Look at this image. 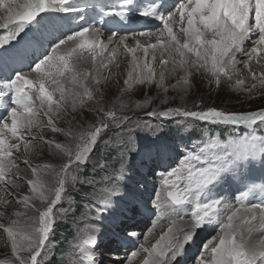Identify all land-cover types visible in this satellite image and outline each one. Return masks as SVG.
<instances>
[{
	"label": "snow or ice",
	"instance_id": "6c2138e0",
	"mask_svg": "<svg viewBox=\"0 0 264 264\" xmlns=\"http://www.w3.org/2000/svg\"><path fill=\"white\" fill-rule=\"evenodd\" d=\"M125 9L139 16L159 20L162 25L160 34L163 36L166 33L168 39L160 40L158 45L151 47L159 46L162 54L167 52L170 56L175 52L180 59L173 57L171 67L169 60L161 59L162 68L158 80L151 63L145 62L142 66L136 64L124 81V91H128L133 83L147 82L156 83L166 92L165 71L170 74L176 71L186 73L177 81L183 91L189 90L190 77L201 71L219 86L222 78L226 82H233V78L238 76V64L247 67L250 73L252 83L246 89L247 92L264 87V72L257 74L250 67L251 62L264 51V47L253 46L252 53L255 55L244 49L245 42L253 32L259 37L258 45L264 46V0H175L171 6L169 0H148L147 3L141 2L136 6H133V0H122L121 6L105 10L102 15L122 17ZM77 11L81 9L71 4L70 0H0V29L7 31V35L0 39V106L7 98L5 115L10 118L0 117V181H6L0 187L18 183L17 180L8 178L6 173L17 167L13 150L19 152L21 144L25 153H28L30 147L34 146L33 141L37 145L43 143L62 161L58 168L50 163L29 165L26 158L23 161L30 168L33 177L27 180L30 188L27 193L19 196V203L24 209H31L33 215L17 210L16 216H23L24 223L13 220L8 226L0 224V229H3L11 242V253L15 256L12 264H40L38 258H42V252L53 230L54 207L68 191L66 182L73 187L79 182L75 175L69 179V170L77 171L80 166L87 164L102 132L115 127L119 130V136L130 119L118 116L114 108L105 109L101 106L92 110L99 116L95 124L77 131L72 123L75 116L71 113H77L84 108L85 101L94 99L93 89L89 85L96 86L95 92L100 93V98L95 102L98 105L103 103L104 94L100 86L107 78L102 80L100 71L101 68L107 70L112 64L111 58H105L106 62H100L95 74L79 67L85 52L92 53L91 61L95 67L97 57L103 56L106 51V46L98 35H88V27L53 38L49 27L55 30L57 22L48 14ZM174 17H178V21ZM175 23L180 24L178 31L187 37L183 43L173 30L172 25ZM112 34L116 35L114 31ZM148 34L150 33H141ZM12 41H16V44L10 50L6 49L4 46L10 45ZM63 45L68 47L62 48ZM124 47L133 53L135 61V50L128 49L127 45ZM144 53L147 58V49ZM237 54L246 59L239 61ZM115 55L113 51L111 57ZM191 56L195 59H191ZM151 59L154 62L156 56L153 55ZM24 67H28L37 78L25 75ZM136 69H140V73L134 78L133 71ZM49 81L55 86L52 91L46 87ZM68 84L71 85L70 88H66ZM244 84L245 80L235 79L234 90L240 91ZM56 92L59 93V99L54 98ZM65 115L69 116L66 128L58 126V121L63 120ZM147 115L156 116L157 113L153 111ZM159 115L164 118L173 115L194 118L212 125H243L249 129V133L230 144L213 138L198 150L183 153L179 166L163 174L164 195L157 193L155 208L167 213L165 218L169 220V227L150 247L143 244L139 246L144 254L142 264H173L183 254L185 245L193 240L194 229L205 225L216 226L220 233L219 239L218 242L216 237L209 239L204 244L207 256L200 255L194 264H264V239L256 244L250 243L249 239L257 230V226L253 225V221L257 219L256 209H260L262 213L258 229L264 231V203H243L256 188L264 192V183L252 184L240 191L238 199L241 204L237 207L230 208L222 196L211 195L214 186L226 173L254 163L257 157L264 167V138H256V126H264V109L226 112L217 108L200 111L169 108ZM42 118L46 119L44 125L40 123ZM33 129L38 130L35 135L32 134ZM45 129L53 136H64L65 141L45 138L41 134ZM25 133L31 139H25ZM11 140H16L17 143H11ZM115 142L118 140L111 143ZM73 165L76 167L73 168ZM98 166L106 170L105 165ZM125 176L126 173L121 168L109 177L110 183L106 186L103 202L95 208L98 214L110 211L114 203L113 197L124 200L126 207L123 214L126 217L131 218L138 212L136 200L126 197L118 185ZM84 182L95 183L88 180ZM135 190H139L138 184ZM37 202L41 207H37ZM184 205L193 206L190 215L194 225L188 231L178 226V221L183 218L181 206ZM3 214L0 211V215ZM129 235L136 237L137 233L113 230L111 241L119 245ZM150 235L151 231L148 233ZM97 243L96 236L92 234L73 245L77 250L75 259L79 264H100L96 258ZM141 253L133 252L132 256L136 257Z\"/></svg>",
	"mask_w": 264,
	"mask_h": 264
},
{
	"label": "rangeland",
	"instance_id": "374dc122",
	"mask_svg": "<svg viewBox=\"0 0 264 264\" xmlns=\"http://www.w3.org/2000/svg\"><path fill=\"white\" fill-rule=\"evenodd\" d=\"M107 9L109 8L107 7ZM105 10H106V6L104 7L100 6L99 10L97 11L103 12ZM101 16L104 15H100V17ZM94 17L96 18L97 16ZM94 17L90 19L91 22L95 20ZM139 30L135 31L136 36L141 35L142 33L141 31L139 32ZM5 31L6 30L0 29V34L5 33ZM180 34L181 33L179 31L178 32L176 31L177 38L180 37ZM15 42L16 41H14V43ZM158 42L159 41H157L155 45H158ZM11 44L12 42L10 43V45ZM151 45L149 44L147 46L148 48L147 47L145 48L147 50L153 49ZM8 46H4V47L8 49L9 48ZM116 46L117 45H115V47ZM136 46L139 49L138 44ZM136 46L134 48H136ZM158 47L159 46L156 47L157 50L153 49V51H157V53L160 52L161 49ZM247 52L251 53V50ZM263 52L264 51H262L260 56L254 59L250 64L251 69L257 72V74L264 72ZM124 54L129 55L128 58L130 60V63L128 64L131 65L132 63L131 66H134L136 64H141L142 62L141 57L145 58V53H142V55H138L137 57H135V61H134L132 59L133 55L130 56L131 54L126 51L123 53H119L116 56L115 59L118 58L117 59L118 65L122 61V59L125 58L123 56ZM153 55H151V58ZM167 57L168 59H172L174 57L175 59L179 60V58H177L174 55L172 56L167 55ZM194 58H195L194 56H191V59ZM162 59L168 60L164 56ZM245 59L246 58L244 57L242 61H244ZM238 60L240 61L241 59ZM257 60H259V63H257ZM103 61L106 62L105 59ZM144 62H147L146 58ZM152 62H153L152 59H150V63ZM130 65L128 66V68H130L129 70H131ZM98 66H100V62L99 63L96 62V67ZM238 70H239L238 76L233 78V82H226L222 78L221 84L219 86L215 85L211 77L208 76L203 71L199 73H195L190 77V88L188 91H183L181 90V88L180 89L176 88L177 87L176 82L183 78L182 73L186 74L185 72L179 71V73L181 74H177L174 77H172L173 82L167 84L165 80L168 77L169 73L168 71H165L164 87L167 88L166 91L167 93L162 88L158 87L156 83H147V82L145 84L134 85L128 91L123 90L126 87L125 85L117 88L113 86L114 87L112 88L113 93H108V91L106 92V90L102 88V91L104 92V101L101 105H98L95 102L97 99L94 98V101L91 103L90 106L92 107V109L89 107H84L82 109H79L77 113H71V115L75 116V120L72 121V123L75 126L76 130L79 131L86 129L89 124H95L98 121L99 116L92 111L93 109H98L101 106L104 107L105 109L114 108L118 116H127L130 118L129 121L132 119L133 120L137 119L138 121H140L139 124L147 128V130H149L148 132L152 133V136L154 137L149 136L151 139L150 138L146 139V142L144 144H141L143 146L142 147L139 146L142 148V151L141 150L137 151L134 149L137 143L135 141L138 137L137 135L135 136L133 134L131 136L123 135L121 136L120 139L121 142L118 141L115 143H111L113 141H117L116 139H114V137L117 136V133H115V131L118 132L117 131L118 129H116L115 127H109L106 131L102 132L101 137L99 138V142L96 145L94 151L91 153L87 164L80 166L77 171L69 170L67 174L69 179L71 176L75 175L79 182H77L74 187L68 186L66 182L68 191L64 195L62 200L54 207L53 230L50 233L49 242H47L46 248L42 252V258H38L40 259V264H66L67 261L66 258L68 256H70L71 254L77 255V250L73 247V245L88 236L86 228L87 226H90V224H88L89 217L94 216L95 215L94 208L102 204L103 202L102 198L105 195L106 186L110 183L109 177L112 176L114 172L118 171L121 168H123L124 171H126V168L129 166V164L132 163L133 160H136L137 157L136 154L137 155L140 154L141 155L140 158L142 157V154H145L146 157L148 158H149V154H152L151 156H153L155 159L150 158L151 163H149V166L152 169L150 170V173L154 174L161 167V163L159 159L156 157V154L151 152V150L159 148L163 156L168 161V166L164 165L161 167L167 173L171 169H174L179 166L183 153L195 148L197 149L198 147L203 146L205 142H209L213 138H215L216 141L222 143H229V144L232 143L233 141H238L244 138L249 133V129L243 125L240 126L230 125V124L212 125L210 123L202 122L194 118H188V117L176 116V115L170 116L168 118H164L159 115L160 112L166 111L169 108L172 109L179 108L181 110H188V111H200L208 108H217L226 112H249V111L264 109V87H257L251 93L247 92L246 89L249 88L252 83L250 73L247 67H244L241 64H238ZM103 73L104 72H102V74ZM159 73L156 76L157 80L159 78ZM237 78L245 80V84L240 91L234 90V86H233L234 81ZM256 83L259 82L256 81ZM50 86L52 87L54 85L50 84L49 87ZM172 88L173 90H175V92L171 91ZM113 95L115 96V98H112ZM105 96L107 97L106 99ZM7 106H8V100L7 98H5V102L2 106H0V109L2 108L6 109ZM44 110L45 109H43L42 111ZM153 111L157 113L156 116L147 115V113ZM53 118L55 119V117ZM68 120H69V116L65 115L64 119L58 122H62V124L66 125L67 127ZM40 123L41 125H44L46 121L43 122V120H41ZM63 125L62 126L58 125V126L64 127ZM195 126H197V129H195ZM37 131L38 130L33 132L32 130V134L35 135ZM44 131H48V130L45 129ZM44 131L41 133L42 135ZM43 136L45 138L56 140V137H54L53 135H43ZM256 138L257 140L264 138V126H260V125L256 126ZM25 139H31V137L27 133H25ZM10 142L17 143L16 140H12ZM32 143L34 146L30 147L28 153H25L23 149V144H21V150L19 152L13 150V152L16 153L15 161L18 157L19 158L21 157L20 162H16L17 166L21 167L25 171L24 172L17 171L16 167H13L11 168L10 171H8V173L11 175L10 177L11 180H17L18 183L20 184L8 185L7 187H4L3 190L0 191L2 197L6 198L7 201L8 200L11 201V203L13 204L19 203V196L28 192L30 186L27 184V180L33 177L30 168L23 163L25 158L28 160L29 165L50 163L58 168L62 163L61 160H58L55 157H53V154L48 150V148H46V146L43 143L38 145L35 144V141H33ZM139 147L137 148L139 149ZM17 153H21V154H19L18 156ZM156 158L158 162H156ZM98 165H105L106 170L104 168L99 167ZM136 166L139 167L140 165H136ZM75 167L76 166L73 165V168ZM89 170L91 171L90 173H88ZM85 180L94 181L95 183L92 184L85 183L84 182ZM120 181L118 183H120ZM140 182L141 184L143 183L142 181ZM78 193H84V196H82V199L84 201L82 203V206L84 209L78 207L76 200V196ZM150 195L151 196L148 197V204H150V200L152 198L154 200L156 193ZM237 196L239 197V195L237 194L235 200H239ZM153 200H151V204L154 203ZM251 203L252 202H250L249 204ZM255 203H264V202H260L255 198ZM88 204L90 205V207L88 206ZM7 205L8 204L0 203V211H3L4 214L9 213V210H7L8 207ZM153 206H155V204ZM37 207H41V205L38 202H37ZM27 210L30 212L28 213L29 215H33V211L31 209H24L23 206L20 209L22 213L23 212L25 213ZM256 211H255L257 213L256 216L260 218L262 214L261 210L256 209ZM158 212L160 214H163V211H158ZM92 213L94 215H92ZM105 214L108 215L111 213L107 212ZM155 214L156 213L153 212L148 216L149 221L151 220L150 218H152ZM0 224H4L5 226H8L5 223H3L1 220H0ZM149 224L150 223H147L144 229ZM67 227H70V229L64 234H62L60 239H58L59 236H56L57 235L56 233H59L61 228H67ZM92 227L95 228L97 226L95 225V227L94 226ZM157 227L155 226L154 228L153 227L146 228L145 236L148 235L149 231L151 230L153 231V229L155 230V228ZM101 228H103V226H100V228L95 229L96 232L98 231L102 232ZM128 229L130 232L134 228H128ZM0 230L3 231V229ZM175 231L176 229H174V232ZM163 233H160V235ZM218 235H220V233L216 231V233H213L211 236L215 237ZM105 240H106L105 242H108V245L110 247L114 246L115 243L111 241V237L109 239L105 238ZM10 243L11 242L9 240V244L6 243L5 245H2L0 249V264H12V262L15 260L14 254L11 253ZM133 243L134 245L128 248L130 254L129 253L126 254L131 255L133 253V251L131 250L134 249V247L136 248V246L141 244L144 245V242L142 243V240L141 241L139 240L138 243L137 242H133ZM153 243H155V241ZM204 244H206V241L204 242ZM200 248H199L200 250L198 248L197 250H195L196 251L194 257L195 260L191 261L192 264L199 259L200 255L205 254L204 245L201 244ZM117 253L121 254V251L119 250V252L117 251ZM143 258L144 255H142V258L139 259L136 258V260L138 259L137 261L141 262ZM105 260H109V259L106 258ZM126 261L128 262V258L124 260L123 264H127Z\"/></svg>",
	"mask_w": 264,
	"mask_h": 264
},
{
	"label": "bare ground",
	"instance_id": "6f19581e",
	"mask_svg": "<svg viewBox=\"0 0 264 264\" xmlns=\"http://www.w3.org/2000/svg\"><path fill=\"white\" fill-rule=\"evenodd\" d=\"M121 1L122 0H70V3L73 4L74 6L80 8L81 10L88 9V11L48 14L51 18L55 19L57 22V26H56L55 30H53V29H51V27H49V30L53 32V38H55L56 36H60V35L72 34L75 31L81 30L83 27L89 28V33H88L89 36L98 35L99 40L106 46V51H105L103 56L97 57L96 62L99 63L102 60H104L105 58H111L112 59V64L109 65V68L107 70L101 68V71H100L101 79L103 80V78H105V77L107 78V80L100 87L104 88L106 90V92L108 91V93H113L112 88H114V87H116V88L122 87L124 85V81L128 78V72L132 71L133 68L135 67V65L131 66L132 63H131V65L128 64V63H130V60L128 58L129 55H127V54L123 55L125 58H123V59L121 58L122 61L118 65V63H117L118 58L115 59L116 56L119 53L126 52L124 47H121L122 45H127V47H132V49L135 50V57H137L138 55H142V53H144V50L146 49L145 47H147L149 44L155 45L157 43V41L168 39L166 36V33L163 36L160 34V29L162 28V25H154L151 28L145 27L142 30H139V32L141 31L142 33H150V34H148V35H137L136 36L134 31L138 30L143 25L142 22L145 21L141 18H137L139 20V22L135 23L134 25H131V23L129 21H126V20L120 21L116 18L107 16L108 18L112 19V21H113L112 24L108 25L107 22L109 20L105 16H101L100 19H96L94 17V16H97V18H98L100 15H102V11H97V10H99L100 6H102V7L106 6V10H108L107 7L109 9L112 8V7H109L111 2L120 3ZM133 2L135 4H139L142 2V0H133ZM173 2H175V1H173ZM81 3H83L85 5H81ZM89 10H93V11L89 12ZM81 17H83V18L81 19ZM93 17L95 18V20L91 22L90 19ZM185 25H186V23H185ZM179 27H180V24H179V26H175V27L173 26V30L175 33H176V31L178 32ZM126 28L130 29V30H126ZM117 30H120V32H118L116 35H113L112 34L113 31L116 33ZM132 34H134V35H132ZM5 35H7L6 31L3 34H0V39H3V37ZM178 39L181 41V43H183L187 39V37L181 33L180 37ZM257 40H259V37L255 32H253L251 34L250 39L247 40L244 44L245 51L247 52V51L251 50V53H252L253 45L254 46L257 45L259 47H264V46L258 45ZM13 43H14V41H12V44L9 45L8 47L12 48V46L15 45ZM69 43H72V42H69ZM137 44L139 46V49L136 46ZM115 45H117V46L115 47ZM135 46H136V48H134ZM67 47H68V45L62 46V48H67ZM153 49L155 50L156 48H153ZM153 49L147 50L148 54H147L146 59H147V63H150L151 55L154 54L156 56V60L154 62H152L151 64H152L153 69L155 70L156 76H157V74L161 71V68H162V65L160 63L161 59L163 58V56L166 59H168L167 55H169V53L164 52L162 54L161 51L157 53V51H153ZM58 51H60V50H58ZM113 51L116 53L115 57H111V53ZM261 53H262V51L260 52V54ZM61 54H63V52H61ZM252 54L255 55V53H252ZM260 54H259V56H260ZM91 55H92L91 52H85L84 53V60H83V62L79 63V67L81 68V70H87V71H91V72L93 71V73L95 74L96 66L95 67L93 66V62L91 61ZM132 55H133V53L131 52L130 56H132ZM172 55H174L180 59L178 54H176L175 52H173ZM259 56H257V57H259ZM243 58H244V56H242L241 54H237V59H241L240 61H242ZM168 60L170 62L169 67H171V59H168ZM105 61H106V59H105ZM141 61L142 62L140 65L142 66L145 63L144 62L145 58L141 57ZM114 64L118 65V66H115ZM129 65L131 66V70H129L130 68H128ZM237 67H238V65H237ZM23 71H24V74L30 76V78H37L36 74L30 72L28 67H24ZM102 72H104V73L102 74ZM139 73H140V69H136V71H133V77L135 78ZM177 74H181V73H179V71H176L175 73H171V74L169 73L168 77L165 80L166 83L168 84L170 82H173L172 77H174ZM182 75L184 77L185 74L182 73ZM50 84H51V82L49 81L46 84V87L49 89V91H52L54 86L49 87ZM134 85H139V84L133 83L132 86H134ZM89 86L92 87V89H93L94 98L99 99L100 93L95 92L96 86H94V85H89ZM70 87H71L70 84L66 85V88H70ZM176 88L180 89L181 87H180V85L177 84ZM171 91L175 92V90H173V88ZM103 94H104V92H103ZM159 95H161V94H159ZM166 95H168V94H166ZM108 97H109V95H108ZM54 98L59 99V93L58 92L54 93ZM106 98L107 97L105 96V99ZM112 98H115V96L113 95ZM93 101H94V99L92 101H85L84 107H89L92 109V107H90V106H91V103ZM45 110H46V108H45ZM0 116L4 117L5 119L10 120V118H7V116L5 115V110L0 112ZM41 120H43V122L46 121L43 118ZM139 123H140V121H138L137 119L130 120L124 126L123 132L120 133V135L118 137L115 136L114 139L121 142L120 139H121V136H123V135H125V136L126 135L131 136L132 134L134 136L137 135L138 137L135 140L137 143H136V146L134 147V149L137 151L138 150L142 151L141 147L143 145H141V144H144L146 142V139L150 138L149 136H152V133H149L148 132L149 130H147V128L141 126ZM58 125L62 126L63 124H62V122H58ZM63 126L66 128V125H63ZM36 130L37 129H33V132H35ZM117 131H119V130H117ZM115 133H118V132L115 131ZM43 135H52V133L50 131H44ZM54 137H56V140H58V141H61V142L65 141V137L62 135H55ZM152 137H154V136H152ZM139 146H141V147H139ZM137 147H139V149ZM198 149H199V147L196 150H198ZM166 151H167V149H166ZM50 152L53 154V157H55L58 160H61L58 156L55 155L54 151H50ZM151 152L156 154V157L159 159V161L161 163V167L164 165L168 166V161L163 156V154L159 150V148L153 149V150H151ZM15 154L16 153L14 152V155H13L14 160L16 158ZM19 154H21V153H17L18 156H19ZM151 155L152 154H149V158H148V157H146L145 154H142V157L140 158L141 155L136 154V156H137L136 160H133L132 163H130L129 166L126 168V171H125V173H126L125 178L126 179H122L123 181L121 180L122 182L120 181V183H118L121 192H123L126 197L133 198L136 200L137 206H138V212L136 214H134L131 218L126 217L123 214V209L126 207L124 200L121 199L120 197H113L114 203H113L110 211L108 212L111 214L107 215L104 213V215L101 216V214H98L96 211L93 210L95 215L92 213V215H94V216L89 217L88 224H90V226H87L86 229H87L88 236L94 234L97 238L98 243H97L95 251H96V258L100 262V264H123L124 260L127 258H128V262L126 261L127 264H142L143 260L141 262H139L137 260L139 258H142V255H144L141 253L140 247L138 248V246H140V245L136 246V248L134 247V249H132L131 251L141 253V255L133 257L132 254L129 255L130 254L129 250L128 251H126V250L122 251V253L119 254V253H117V251L120 250L119 246L117 244H114L113 247H110L108 245V242H102L106 237H104V239H102V238H100L101 235L102 236H109L110 234H112L113 230H123V231L128 232V233L135 231L137 233L138 241L142 240V243L144 242L145 247H150L153 244V242L159 238L160 233L166 232V230L169 227L168 226L169 220L165 218L167 216L166 212L159 215L161 217H159L157 215L158 213L155 214L152 218H150L151 220L149 221L148 215L150 214V212L146 211L145 213H143L141 206L138 204V203L144 201L145 199H147L148 197H150L151 192L156 193V195H157V193H160L162 196L164 195V191H163L164 185L162 183V176H163V174H166V171H164V169H162L160 167L159 170L156 171L157 174L156 173H154V174L150 173L149 176L145 175L146 172H150V170H152L151 167L149 166V163H151L150 158L151 159H155V158ZM20 158L18 157L16 159V162H20ZM157 158H156V162H158ZM145 159L148 161H146ZM164 161H166V162H164ZM136 165H140L139 166L140 168ZM170 168H172V167H170ZM16 169H17V171H21V172L25 171L19 166H17ZM246 173L251 175L252 178H256L257 182L254 183L255 180L248 179L246 176ZM6 175L8 178L11 177V175L8 172L6 173ZM151 177H154V178H151ZM263 177H264V167H262L261 161H260L259 157H257V159L254 161V163L248 164L245 167H243L242 169H237L236 171L226 173L224 175V177L220 180V182L214 186V188L212 189L211 195L212 196H222L230 208L240 206L241 202L239 200H235L236 195L237 194L240 195V191L245 190L247 186H251L252 184L259 185L261 183H264V179H261ZM150 179H152V180H150ZM124 180H126V181H124ZM140 181H142L143 183L141 184ZM5 183H6V181H0V185L5 184ZM137 183H138V187H139L138 191L135 190ZM17 184H20V183H17ZM3 188L4 187H0V191L3 190ZM140 188L142 190L143 189L147 190L149 192L148 196H145V197L140 196V193H139V191L141 190ZM233 189H234V191H233ZM262 193H264V192H261L259 190V188H256L254 190V192L248 197V199L245 200L243 203L245 205H248L250 202L255 203V198L258 200L259 196H264V194H262ZM151 200H153V198ZM151 200H150V208L153 207V205L156 203V196L153 200L154 203L151 204ZM0 201L7 202L6 203V204H8L7 210H9V213L0 215V220L3 223H5L6 225H9V224H11V222L13 220H19L21 223L25 222L23 216H21V217L16 216V211L20 210L22 207L21 203L13 204V203H11V201H9V200L7 201L6 198H3L1 193H0ZM192 211H193L192 205L181 206V215L183 218L178 221V225L180 227H182V229L184 231H188L189 229L193 228L194 220L190 215ZM254 211H256V210H254ZM26 213H30V212L27 210ZM256 215H257V213H256ZM151 221H153V222H151ZM147 223H150V224L148 225L149 227L147 226L146 228H151L155 224H156L155 226L156 227L158 226V227L155 228V230L152 228L153 231L151 230V235L150 236L147 235V240H145L146 228L144 229V227L146 226ZM163 223H165L166 225ZM91 225L94 227L96 225L97 227L93 228ZM253 225L257 226V230L252 233V235L249 239H250V243L256 244L261 239H264V231H260L258 229L259 217H257V219L255 221H253ZM100 226H103V228H101V230L103 232L102 234H100L101 233L100 231L96 232V230H95V229L100 228ZM128 228H134V229L129 232ZM216 231L219 232V229L216 228V226H214V225L213 226L205 225V226L200 227V228H195L194 232H193V240L190 243L185 245V248L183 250V254L181 256L177 257V261L178 260L179 261L178 262L175 261V262H173V264H186V263L192 264L191 261L195 260V258H194L195 254H196L195 250H197V248L199 249L201 244L204 245L205 241L207 243V241L209 239H212L214 236H211V235L213 233H216ZM177 235H179V233H177ZM128 237L133 238L131 235H129ZM215 237L217 238V242H218L219 235L215 236ZM6 243L9 244L8 236L2 230H0V249H1L2 245H5ZM124 243L128 244L129 247H132L134 245V243L130 242L129 240H126ZM209 247H211V246H209ZM108 250H110V251H108ZM124 253H129V254H126L125 257H123ZM204 253H205L204 255L207 256L206 250H204ZM76 256H77L76 254H71L70 256H68L66 258L67 259L66 264H73L74 261H75V264H79V261L75 259ZM115 256H119V257H115ZM106 258H108L109 260H105ZM136 258H138V259L136 260Z\"/></svg>",
	"mask_w": 264,
	"mask_h": 264
},
{
	"label": "trees",
	"instance_id": "16d2710c",
	"mask_svg": "<svg viewBox=\"0 0 264 264\" xmlns=\"http://www.w3.org/2000/svg\"><path fill=\"white\" fill-rule=\"evenodd\" d=\"M195 129H197V126H195ZM91 171L89 170L88 173H90ZM82 196H84V193H78L77 196H76V200H77V204H78V207L83 208L82 206V203L84 202L83 199H82ZM70 229V227H67V228H61L59 233H56L57 235L56 236H59L58 239H60V237L62 236V234H64L65 232H67L68 230Z\"/></svg>",
	"mask_w": 264,
	"mask_h": 264
}]
</instances>
